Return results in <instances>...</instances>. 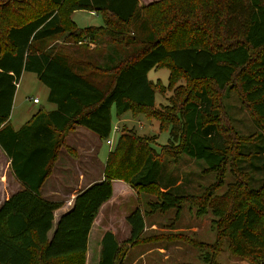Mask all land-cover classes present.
I'll return each mask as SVG.
<instances>
[{
    "label": "trees",
    "instance_id": "1",
    "mask_svg": "<svg viewBox=\"0 0 264 264\" xmlns=\"http://www.w3.org/2000/svg\"><path fill=\"white\" fill-rule=\"evenodd\" d=\"M76 9L101 12L103 23L77 25L71 16ZM158 67L168 68L172 91L159 107L155 92L162 84L148 76ZM23 70L48 87L55 108L41 106L14 128L9 115ZM176 73L223 93L235 89L260 127L257 139L240 135L236 146H228L217 122L220 110L227 111L221 96L215 106L205 84L174 85ZM128 110L155 117L169 132L167 142L157 150V134L122 130L108 151L103 178L79 190L53 226L61 202L43 197L40 187L59 147L73 152L67 132L78 124L106 140L113 115ZM263 129L264 0H0V147L22 185L0 205V264H84L91 225L112 195L113 178L154 188L148 212L175 208L178 215L185 201L196 202V213H212V226L234 254L264 264V173L241 166L246 158L263 157ZM180 154L203 159V172L215 173L200 200L159 184L164 158ZM253 166L260 173L264 160ZM227 171L235 180L218 194ZM126 220L131 241L144 228L141 208L131 209ZM199 246L210 248L201 252L203 264H218V239ZM119 247L106 230L97 264H122Z\"/></svg>",
    "mask_w": 264,
    "mask_h": 264
},
{
    "label": "rangeland",
    "instance_id": "2",
    "mask_svg": "<svg viewBox=\"0 0 264 264\" xmlns=\"http://www.w3.org/2000/svg\"><path fill=\"white\" fill-rule=\"evenodd\" d=\"M73 17L80 26L103 23L102 14L99 11L92 13L88 9H78ZM60 40L62 38H59ZM66 41L68 39L64 38L61 42ZM89 45L95 46L91 42ZM78 46L81 49L85 48L83 44ZM103 47L101 46V48ZM168 74L169 70L167 67L151 68L148 71L150 78L153 80L158 79L160 85L162 84V90L157 89L155 92V104L157 107L162 103H166V97L172 92L167 87ZM172 83L174 85L183 83L184 86H191V88H198L205 84L215 106L219 105L221 96L227 111L225 114L223 110H220L221 114L217 122L220 128H223L228 146H236L241 139L240 135L247 137L246 135L255 134L254 140L257 139V132H260V127L252 117L248 109V103L243 102L235 89H229L223 93L210 82L191 81L178 73L175 74V79ZM47 93L48 87L37 79L35 73L25 71L17 85V96L12 110L11 122L13 124L18 123V121L24 119L28 111L36 110L41 105L45 108L55 107V103L47 99ZM34 96L40 101L37 103L33 102L32 97ZM113 124L119 125V129L110 134L112 142L108 143L105 139H99L100 150L106 157L108 151L115 145L122 130L133 128L138 134H157L156 142L153 143L157 150L161 144L167 142L169 136L167 129L159 128L158 120L155 117H148L143 112L133 115L128 110L119 116L113 115ZM90 131L96 134L92 130ZM262 134L264 135V133ZM262 156L258 157V159L246 158L242 160V168L244 166V169L255 172L256 176L264 173V170L259 173L256 171L257 168L252 167L253 163H260L264 160V152ZM205 166L206 163L203 159L193 158L187 154H180L175 159L171 156H166L161 165L159 184L161 188H165L168 185L178 192L195 195L193 200L196 197H199L200 200V194L215 179L213 171L203 172ZM113 179L122 181L130 190L129 195L124 193V196L121 197L124 198L122 200L119 199L118 201L120 202L115 204V208H118L117 212L109 216V222H113L112 224L115 226L113 233L120 245L122 264H203L201 252L210 250V248L199 245L202 243H213L217 239L219 246L215 251V259L218 264H253L248 257L234 254L230 250L226 238L223 236L218 237L215 228L212 226V213L207 211L204 214H197L196 202L185 201L178 215H175V208L166 211L148 212L146 202L154 198V188L146 191L140 190L131 186L125 180ZM234 180V176L227 171L223 184L216 189V192L220 194L225 191L228 189L229 184L232 186ZM155 188L157 187L155 186ZM231 188L233 191V187ZM134 206H139L143 212L144 228L136 239L127 241L130 236V226L126 220V214ZM99 252L100 248L98 250L96 239H92V246L85 253L84 264H97Z\"/></svg>",
    "mask_w": 264,
    "mask_h": 264
},
{
    "label": "crops",
    "instance_id": "3",
    "mask_svg": "<svg viewBox=\"0 0 264 264\" xmlns=\"http://www.w3.org/2000/svg\"><path fill=\"white\" fill-rule=\"evenodd\" d=\"M142 1L146 3L151 0H140V2ZM77 10L78 9L74 10L71 14L74 21L75 19L73 15ZM90 11L92 13L96 12L92 10ZM25 71L28 70L22 71L18 82L22 79ZM18 82L16 84L9 115V121L14 128L21 126L35 111L38 110L39 107L42 106H39L36 110L32 109L28 111L24 119H21L18 123L13 124L11 122V115L14 102L16 101ZM39 101L40 100L38 99L35 103ZM53 108L55 107L46 109L49 110ZM99 139L100 138L97 134L92 133L82 125L76 124L67 132L65 136L66 144L73 148V152H70L63 145L59 147L58 156L53 163L51 173L45 178L40 187V193L43 197L61 202L60 205L53 210V226L59 216L72 206L74 197L79 190L103 178V167L106 155L102 154L100 150L101 146H99ZM20 188H22V185L20 181L15 178L10 168V157L0 147V205L6 198ZM129 192L130 190L127 185L122 181L117 179L112 180V195L108 200L102 203L93 220L88 234L86 252H88L92 246V239H96V244L99 250L102 234L106 230H110L112 232L115 231V226L112 224L113 222H109V216L114 215L117 212L118 208H115V204L120 202L118 201L119 199L122 200L124 198H121L124 196V193L129 195Z\"/></svg>",
    "mask_w": 264,
    "mask_h": 264
},
{
    "label": "built area",
    "instance_id": "4",
    "mask_svg": "<svg viewBox=\"0 0 264 264\" xmlns=\"http://www.w3.org/2000/svg\"><path fill=\"white\" fill-rule=\"evenodd\" d=\"M32 100H33L34 102H36V101H38V98H37V97H33ZM118 129H119V126H118L117 124H113V126H112V132H113V131H117ZM112 132H111V133H112ZM106 141H107L108 143H111V142H112V139L110 138V136L106 139Z\"/></svg>",
    "mask_w": 264,
    "mask_h": 264
}]
</instances>
